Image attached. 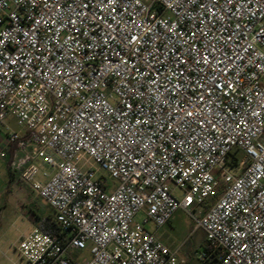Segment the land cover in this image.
I'll return each instance as SVG.
<instances>
[{
	"label": "built area",
	"instance_id": "1",
	"mask_svg": "<svg viewBox=\"0 0 264 264\" xmlns=\"http://www.w3.org/2000/svg\"><path fill=\"white\" fill-rule=\"evenodd\" d=\"M8 117L0 160L59 230L23 234L24 264H184L146 229L179 210L200 261L264 264V0H0Z\"/></svg>",
	"mask_w": 264,
	"mask_h": 264
},
{
	"label": "rangeland",
	"instance_id": "2",
	"mask_svg": "<svg viewBox=\"0 0 264 264\" xmlns=\"http://www.w3.org/2000/svg\"><path fill=\"white\" fill-rule=\"evenodd\" d=\"M6 127L8 128L6 130ZM2 133L8 131L22 133L16 121L12 118H6L4 126L0 127ZM87 166L95 172L96 177H104L108 187L114 188L116 182L108 179L106 173L98 166L89 162ZM224 186H220L214 197L204 201L199 207H193L195 215L200 216L205 210H208L216 197L223 192ZM176 195L180 196L176 191ZM35 216H50V211L46 205L36 196L30 186L22 183L19 185L17 180L8 183V174L5 161L0 160V257L3 264H10L12 259L16 264H24L18 259L14 248L17 246L20 237L30 231L32 223L31 213ZM199 212V215H198ZM175 220L171 225H165L160 229H154L151 223L146 224V229L151 230L157 239L165 243L169 248L177 250L178 258L184 261V264H205L200 261V254L204 249V235L202 231L193 230V221L182 211L175 213ZM144 215L140 212L134 217V222L141 223ZM89 258V250L72 255L74 264H81L83 259Z\"/></svg>",
	"mask_w": 264,
	"mask_h": 264
},
{
	"label": "trees",
	"instance_id": "3",
	"mask_svg": "<svg viewBox=\"0 0 264 264\" xmlns=\"http://www.w3.org/2000/svg\"><path fill=\"white\" fill-rule=\"evenodd\" d=\"M7 174H8V183H10L13 180H17V183L19 185L22 184L20 180H18L14 173L10 171L9 165L6 166ZM30 220L32 225L36 226L38 229H40L42 232L47 234H58V227L57 225L52 221L51 215H47L45 217H38L35 216V212L31 213ZM204 249H207L206 246H204ZM205 264H211L210 261L204 262Z\"/></svg>",
	"mask_w": 264,
	"mask_h": 264
},
{
	"label": "crops",
	"instance_id": "4",
	"mask_svg": "<svg viewBox=\"0 0 264 264\" xmlns=\"http://www.w3.org/2000/svg\"><path fill=\"white\" fill-rule=\"evenodd\" d=\"M12 150H13V147L12 146H10L9 147V153H8V156L5 158V159H3L2 161H5V164H6V166L7 165H9V163H10V160H11V158H12ZM10 168V167H9ZM11 171V170H10ZM12 172V171H11ZM12 173H14V172H12ZM14 175H15V177L18 179V180H20L19 179V176L17 175V174H15L14 173ZM36 194V193H35ZM37 196V195H36ZM38 197V196H37ZM176 215V214H175ZM175 215L173 216V218L170 220V222L168 223V224H166V225H171L172 224V222L176 219L175 218ZM32 227H36V226H34V225H32ZM204 235V234H203ZM155 236V238L157 239V237H156V235H154ZM161 242V241H160ZM204 242H205V240H204ZM163 243V242H162ZM163 244H165V243H163ZM166 245V244H165ZM167 246V245H166ZM0 264H3V262H2V259H1V257H0Z\"/></svg>",
	"mask_w": 264,
	"mask_h": 264
}]
</instances>
